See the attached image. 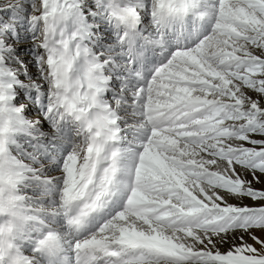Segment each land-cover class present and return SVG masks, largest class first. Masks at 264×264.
I'll use <instances>...</instances> for the list:
<instances>
[{"label":"snow or ice","instance_id":"snow-or-ice-1","mask_svg":"<svg viewBox=\"0 0 264 264\" xmlns=\"http://www.w3.org/2000/svg\"><path fill=\"white\" fill-rule=\"evenodd\" d=\"M0 264H264V0H0Z\"/></svg>","mask_w":264,"mask_h":264}]
</instances>
